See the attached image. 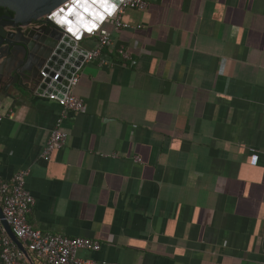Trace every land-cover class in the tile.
Masks as SVG:
<instances>
[{"label":"crops","instance_id":"0c3cea01","mask_svg":"<svg viewBox=\"0 0 264 264\" xmlns=\"http://www.w3.org/2000/svg\"><path fill=\"white\" fill-rule=\"evenodd\" d=\"M147 1L133 29L104 23L114 45L81 70L87 111L50 161L61 108L0 87V177L28 173L34 229L101 243L81 258L264 264V0Z\"/></svg>","mask_w":264,"mask_h":264},{"label":"built area","instance_id":"2783aa9c","mask_svg":"<svg viewBox=\"0 0 264 264\" xmlns=\"http://www.w3.org/2000/svg\"><path fill=\"white\" fill-rule=\"evenodd\" d=\"M69 5L70 3H67L65 7ZM148 8L147 0H123L114 15L108 17L105 22H111L114 31L133 29L132 25L123 21L125 13L130 9L145 11ZM47 18L49 17L43 20L46 21ZM103 25L90 33L82 32L78 36L66 32L41 70V81L34 90V95L55 102L61 108L43 153L46 161H50L56 151L67 145L69 134L63 129L67 113L87 111L85 98L77 93L80 72L86 64L101 60L104 50L114 45V32ZM82 34L96 40L93 48L89 49L81 45ZM116 52L122 62H132V54L125 47L117 48ZM136 162L141 160L136 158ZM27 176V172H19L10 181H4L0 177V204L8 225L28 251L34 254L42 264H121L120 262H99L79 256L80 252H100L102 245L97 240L82 237L69 238L34 229L30 225L29 216L34 210L36 200L27 189ZM0 261L2 264H29L25 253L9 236L1 219Z\"/></svg>","mask_w":264,"mask_h":264},{"label":"water","instance_id":"95a60500","mask_svg":"<svg viewBox=\"0 0 264 264\" xmlns=\"http://www.w3.org/2000/svg\"><path fill=\"white\" fill-rule=\"evenodd\" d=\"M123 0H0L10 16L8 27L0 30V87L21 95L37 88L41 70L50 59L64 34L74 36L98 29L114 15ZM69 7H65L66 4ZM49 17L45 20L43 18ZM0 219L9 236L29 257V252L14 235L3 215Z\"/></svg>","mask_w":264,"mask_h":264},{"label":"flooded vegetation","instance_id":"af4514ba","mask_svg":"<svg viewBox=\"0 0 264 264\" xmlns=\"http://www.w3.org/2000/svg\"><path fill=\"white\" fill-rule=\"evenodd\" d=\"M10 15H11V13L8 11L6 14H4L3 16L0 17V30H3L4 27L5 28L8 27L7 26L8 25V22L4 21L3 18L5 16H10Z\"/></svg>","mask_w":264,"mask_h":264},{"label":"trees","instance_id":"16d2710c","mask_svg":"<svg viewBox=\"0 0 264 264\" xmlns=\"http://www.w3.org/2000/svg\"><path fill=\"white\" fill-rule=\"evenodd\" d=\"M8 12V9L0 7V17L3 16L4 14H6ZM92 43L95 45L96 44V40L92 38ZM1 262V261H0ZM2 264V263H1Z\"/></svg>","mask_w":264,"mask_h":264}]
</instances>
